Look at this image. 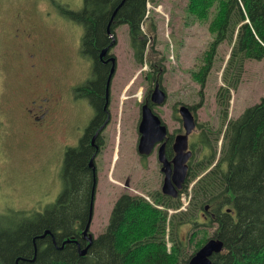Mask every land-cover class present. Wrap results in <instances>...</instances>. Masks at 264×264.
<instances>
[{"label": "rangeland", "instance_id": "374dc122", "mask_svg": "<svg viewBox=\"0 0 264 264\" xmlns=\"http://www.w3.org/2000/svg\"><path fill=\"white\" fill-rule=\"evenodd\" d=\"M186 3L187 0L148 1L141 23L147 37L142 63L134 56L127 24L115 28L116 43L110 50L116 59L110 86L111 121L104 129V143L94 159L97 184L90 231L95 237L105 230L120 194L141 195L153 202L152 194L161 187L162 175L155 154L140 158L136 150L139 103L149 85L144 75L150 63L164 67L161 73L167 99L156 109L163 120L168 125L175 123L170 116L177 101L196 105L197 119L211 130L210 137L219 134L217 151L228 121L264 96V57L245 58L236 88L230 87L227 112L222 114L216 93L221 85L234 80L239 59L225 73L233 44L225 39L216 46L204 81L197 79L204 70L215 33L209 30L207 19L198 21L186 11ZM60 8L79 10L82 0H0V216L8 219H13L16 211H41L57 198L62 187L65 149L78 144L90 119V111L81 99L73 104L63 102L57 118L45 128L33 124L22 109L29 98L36 96L37 87L34 83L25 89L30 80L36 79L26 63L29 60L25 42L18 39L21 25L17 17H22L23 24H35L39 38L51 44L48 56L63 61L66 76L62 81L81 82L87 74L85 60L89 57L85 59L80 51L83 25L67 18ZM212 15L210 11L208 17ZM151 23L154 29L150 28ZM17 41L22 43L20 55H14ZM215 141L213 138L209 142L215 146ZM203 151L196 142L191 161L195 162ZM194 181L180 193V207H187ZM189 229L190 226L182 227L180 235L184 238ZM208 231L211 236L213 228Z\"/></svg>", "mask_w": 264, "mask_h": 264}, {"label": "trees", "instance_id": "16d2710c", "mask_svg": "<svg viewBox=\"0 0 264 264\" xmlns=\"http://www.w3.org/2000/svg\"><path fill=\"white\" fill-rule=\"evenodd\" d=\"M121 1L82 0L79 10L60 8L67 18L83 25L81 45L87 57L97 58L100 48L111 41L107 26ZM147 1L124 0L109 25L114 33L118 25L127 24L130 45L140 63L147 40L141 30ZM186 11L198 21L207 19L209 30L215 33L204 70L197 77L201 82L216 46L225 39L233 42L225 73L236 59L238 70L234 80L221 85L216 93L219 108L225 114L230 87L236 88L239 80L241 61L264 57V0H187ZM210 11L213 15L208 17ZM150 28L154 29L152 23ZM95 66L99 69L97 62ZM97 91L96 87L99 98L101 93ZM211 133L209 128L200 133L199 141L205 151L195 162L191 161L177 197L157 191L150 202L141 195L120 194L105 230L92 241L89 252L79 256L70 244L54 248L50 241L38 236L46 229L54 234L59 230L62 237L67 236L88 215L93 184L88 161L93 148L86 130L78 145L65 149L62 187L55 200L41 211H16L13 219L0 216V260L10 263L17 255H23L29 260L23 264H183L209 237H217L223 242V249L213 254L211 264H264V96L228 121L219 151V134L213 137L214 146L209 142L213 139ZM194 179L187 207L179 209L180 193ZM206 211L212 215L210 218L203 215ZM186 226L192 231L189 229L183 238L180 230ZM209 228H213L211 236Z\"/></svg>", "mask_w": 264, "mask_h": 264}, {"label": "flooded vegetation", "instance_id": "af4514ba", "mask_svg": "<svg viewBox=\"0 0 264 264\" xmlns=\"http://www.w3.org/2000/svg\"><path fill=\"white\" fill-rule=\"evenodd\" d=\"M17 18L19 19L21 25L20 36L18 37V39H20L22 43L25 42L24 44L26 45L27 48V57L29 60L26 63L29 66V70L34 72L33 77L34 79H36V82L30 80L28 84L25 86L26 87L25 89L32 88L34 83L36 84L37 87L36 96L29 98V101H27V105L23 104L24 105L22 106L23 111L25 112L26 116L32 120L33 124L35 122V124L37 123L40 126V128H45L50 124V122L54 121L57 118L59 114V109L61 108L63 102L68 101L70 104H73V103H77L76 101L78 99H81L84 102L86 109L90 111V119L84 128L83 134L87 130L89 143L90 146H92L93 148L92 154L96 152L97 155L104 143V137L102 136L104 133V129L111 121V112H110L111 98H112L110 95L111 82L109 85L108 103L106 107H105V103H106L105 95H106L107 78L112 64L110 61H106V60L112 54L108 53L105 57L100 59L99 58V52L101 50L100 48V50L97 53V58L89 56L90 59L89 60L86 59L87 55H84V53L82 52V48H80L83 57L86 59L85 60L87 64L86 67L88 68L87 74L84 75V78L81 82L80 81L76 82L74 80L62 81L63 80L62 78L66 76L64 66L62 65L63 61L51 59L48 56V50L51 49V44L46 43L44 40L39 38L38 30L35 27V24L33 23L23 24L24 20L22 19V17L20 18L17 17ZM24 35H25V39H24ZM22 43L20 44V42L18 41L16 42L17 51L14 52V55L21 54ZM107 44H109V41ZM90 61L92 62V64L90 63ZM95 62H97L99 69L96 68L97 66H95ZM100 66L102 67V69H100L101 68ZM162 68L164 67L158 63H154V62L150 63V67L147 73H145L144 75L149 85L146 88V91L143 94V98L140 100L139 103V119L137 123L136 150L137 153L140 155V158L147 157L152 153L155 154L159 166V171L160 174L162 175L161 187L160 189H158V192H160L163 195H167L162 191L164 172L161 170L162 162L159 160V149L160 146L163 144L162 147L163 155L167 160L171 162V164H173L172 159L176 153L173 146L175 142V137L178 134L184 133V126L181 115L179 113V107L183 104L187 105L195 119V127L191 130V132L188 135V149L191 150L192 154L187 161V167H188L187 172L189 171L190 163L193 158V154L195 152V144L196 142L200 143L199 136L204 128L201 122H199L197 119L196 105H190L181 101L175 102L172 110V116H170V119L175 122L172 125L170 124L168 125L167 122L163 120L161 115L158 113L156 109L160 106H163L165 102L162 104H155L151 100V95L155 87L158 85V87L161 88L166 93V99H167V91L163 84L164 78L162 76L163 74L161 73ZM104 70H105V74L102 76ZM115 70H116V59H115L114 73ZM92 83H96V84L93 85ZM91 86L93 87V90L90 89ZM95 86L98 88L97 93L98 92L101 93V97L99 96V98L96 96ZM143 103H147L152 108V110L156 114H158V116L161 119V123L164 124L166 128L165 137L161 141H158L153 145L149 154H140L138 152V143L140 139L139 124L141 120V105ZM28 112H32V114L29 115ZM92 122H94L93 126L91 128H88L90 127ZM95 146H97L98 148L97 147L95 148ZM212 165H214V163ZM210 167L205 171L209 170ZM2 177L0 176V190L2 188V183H3ZM96 179H97V170H96ZM184 184H185V180L184 183L182 184V187L178 190V193L180 190L183 189ZM203 215L206 218H210L212 216L211 214H208L207 211L204 212ZM87 217L81 221L79 228L67 234V236L64 235L62 237L61 232L59 230H56L55 234L52 232L48 233L46 236H44V239L50 241L54 248H62L65 244H70L75 247L77 255L79 256L85 255L86 253L89 252L90 248L93 246L94 240L99 236V234L96 237L93 236L90 231V227L88 228L87 233H83V229L85 227ZM88 234L92 235L93 242L89 245V247L87 248L84 254H80V251L83 248H85L88 244ZM66 238H68L69 240L64 241ZM22 257L24 256L17 255L16 260L10 263H6V262L4 263L3 261L0 260V264H23V261H29L27 259H23Z\"/></svg>", "mask_w": 264, "mask_h": 264}, {"label": "water", "instance_id": "95a60500", "mask_svg": "<svg viewBox=\"0 0 264 264\" xmlns=\"http://www.w3.org/2000/svg\"><path fill=\"white\" fill-rule=\"evenodd\" d=\"M124 0L120 2V4L115 8L113 11L111 18L109 20L108 26H107V32L109 34V37L111 38V41L106 46L102 47L99 52V58L102 59L105 57L109 50L114 46L116 43V39L114 38L113 33L110 31L109 25L112 21L113 16L115 15L117 9L119 6L123 3ZM106 61H110L111 68L109 70L108 78H107V84H106V103L105 107L108 103V91H109V85L112 79V76L114 74V68H115V56L110 55ZM166 99V93L158 87V85L155 87V89L152 92L151 100L155 104H162L165 102ZM179 113L181 115L183 126H184V133L178 134L175 137L174 142V149L176 151L175 156L172 159V163L165 158L162 152L163 144L160 146L159 149V160L162 162V168L161 170L164 172V179L162 184V191L163 193L176 197L178 195V190L182 187V184L184 183V180L187 177V161L190 158L192 152L190 149H188V135L191 132V130L195 127V119L192 114V112L189 110L188 106L183 104L179 107ZM139 132H140V139L138 143V152L140 154H149L153 145L161 141L166 134V128L164 124L161 123V119L156 114L152 108L147 104L143 103L141 105V120L139 124ZM97 146H95L96 148ZM98 148V147H97ZM96 152H94L88 161L89 167L92 169L93 173V184L90 194V204H89V211H88V217L85 224V227L83 229V233H87L88 228L90 227V223L92 220V214H93V204H94V196H95V189H96V165L94 162ZM208 205H206L207 209ZM49 230H46L43 234L40 236H44L46 233H48ZM69 239H66L65 241H68ZM92 243V235L88 234V244L85 248H83L80 251V254H84L89 247V245ZM223 249V242L217 238V237H210L208 238L192 255L191 257L184 262L183 264H211L212 262V256L214 253H218ZM24 259V258H23Z\"/></svg>", "mask_w": 264, "mask_h": 264}, {"label": "bare ground", "instance_id": "6f19581e", "mask_svg": "<svg viewBox=\"0 0 264 264\" xmlns=\"http://www.w3.org/2000/svg\"><path fill=\"white\" fill-rule=\"evenodd\" d=\"M122 105H123V104H122ZM46 230H47V229H46ZM46 230H45V231H46ZM45 231H44V232H45ZM44 232H43V233H44ZM48 233H51V232L49 231ZM46 234H47V233H46ZM46 234H45V235H46ZM45 235H44V236H45ZM44 236L41 237V236L39 235L38 237H39V238H43ZM66 239H68V238H66ZM66 239H65V240H66ZM65 240H64V241H65ZM92 240H93V239H92ZM34 249H35V251H36V245H35V244H34Z\"/></svg>", "mask_w": 264, "mask_h": 264}]
</instances>
